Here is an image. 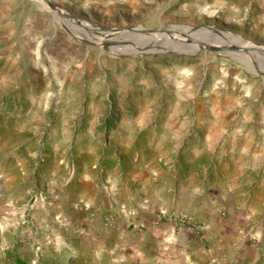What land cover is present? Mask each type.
I'll list each match as a JSON object with an SVG mask.
<instances>
[{
    "label": "rangeland",
    "instance_id": "obj_1",
    "mask_svg": "<svg viewBox=\"0 0 264 264\" xmlns=\"http://www.w3.org/2000/svg\"><path fill=\"white\" fill-rule=\"evenodd\" d=\"M50 3L0 0V234L41 264H177L167 230L264 224V66L142 31L264 54V0Z\"/></svg>",
    "mask_w": 264,
    "mask_h": 264
},
{
    "label": "crops",
    "instance_id": "obj_2",
    "mask_svg": "<svg viewBox=\"0 0 264 264\" xmlns=\"http://www.w3.org/2000/svg\"><path fill=\"white\" fill-rule=\"evenodd\" d=\"M250 229L247 237L243 232H232L230 241L212 237L210 230L198 235L167 231L180 250L174 258L177 264H264V224ZM36 263L41 261L18 245L13 235L0 234V264Z\"/></svg>",
    "mask_w": 264,
    "mask_h": 264
},
{
    "label": "bare ground",
    "instance_id": "obj_3",
    "mask_svg": "<svg viewBox=\"0 0 264 264\" xmlns=\"http://www.w3.org/2000/svg\"><path fill=\"white\" fill-rule=\"evenodd\" d=\"M47 1H50V0H45L46 3ZM58 12L61 15L64 14L61 9H58ZM187 28L188 27H184L181 30L179 29L180 31L178 34L173 33L172 31H168V30L149 32V35H145V39L152 40L154 42L159 41V40L162 41L163 39L166 45L170 47H174L182 51H194L195 49L202 48L204 46L210 47V48H216V49L221 50L222 52H228V53L237 51L239 57L243 58L247 62L256 61L259 64V66L263 69L264 54H262L261 50H259L260 49L259 46L253 43L244 41L238 37H230L224 33L212 32L203 27L193 29L191 32H188ZM130 38L131 36L129 37V39ZM251 47H254L257 49L259 48V49L258 51L257 49L250 50L249 48ZM116 53H119V52H116Z\"/></svg>",
    "mask_w": 264,
    "mask_h": 264
},
{
    "label": "water",
    "instance_id": "obj_4",
    "mask_svg": "<svg viewBox=\"0 0 264 264\" xmlns=\"http://www.w3.org/2000/svg\"><path fill=\"white\" fill-rule=\"evenodd\" d=\"M43 2L45 3V0H43ZM46 4H47V6H49L50 8L58 10V8L55 7L53 4H51L50 1H47ZM131 30H132V29H131ZM133 30H134V29H133ZM142 31L155 32V31H160V29H159V30H153V29L143 28ZM163 31H166V30H163ZM212 49H216V48H212ZM216 50H219V49H216Z\"/></svg>",
    "mask_w": 264,
    "mask_h": 264
},
{
    "label": "built area",
    "instance_id": "obj_5",
    "mask_svg": "<svg viewBox=\"0 0 264 264\" xmlns=\"http://www.w3.org/2000/svg\"><path fill=\"white\" fill-rule=\"evenodd\" d=\"M162 216L164 217L165 214L162 213ZM172 220H178L177 216H173V217H172ZM183 220H184L183 218H179V221H183Z\"/></svg>",
    "mask_w": 264,
    "mask_h": 264
}]
</instances>
